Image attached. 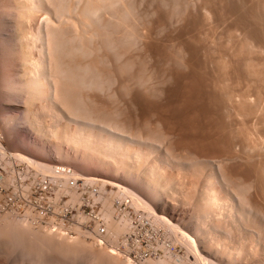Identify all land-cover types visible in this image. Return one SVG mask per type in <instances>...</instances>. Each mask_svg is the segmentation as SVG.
Masks as SVG:
<instances>
[{
	"label": "rangeland",
	"instance_id": "374dc122",
	"mask_svg": "<svg viewBox=\"0 0 264 264\" xmlns=\"http://www.w3.org/2000/svg\"><path fill=\"white\" fill-rule=\"evenodd\" d=\"M21 1L23 3H21ZM83 2L85 3V0ZM124 2H125L124 3L125 5L127 4L126 5L127 7H128V5L131 6V8L129 7L130 8L129 10H131V9L134 10L133 11L134 13H132V11L129 12V15H131V13L134 14V16H132L133 19H132V17H129L130 18L129 20L132 19L131 20L132 23L129 20H128L129 23H127L128 28H129V26L131 27V25L133 24L132 25L133 28L132 27L131 28L133 29L132 32L134 33L133 34L134 38H133V40H130V38L133 37L130 34L131 37L129 36V39H128L131 41V43L129 41L124 42V40L125 41L127 40L124 37L126 35L128 36V34L125 30L126 28L125 27H124V29L119 28L117 30V28L119 27L118 20L116 22V19L115 20H114V18L111 19L112 18L111 17L112 12H111V10H107L111 13H109L107 11L105 13L103 12L104 15H102L103 16L102 19L103 18L104 19L101 21V22H103V25L99 26V27L97 25L96 27L99 28V31L101 30L102 27L106 28V31L108 29L107 27H110L111 29L113 28L114 31L112 30L111 32H108L111 29L108 30L107 32H105V34L108 33L110 35V37H108L109 36L108 34H106L107 37H105L104 32H103L104 35H100V34H102V30L105 31V29L102 28L101 33L99 32V34H96V35H100L102 39L100 38V36H98V38L94 37L93 41H89L90 44H91V42H92V44H93V42L95 43L94 45L91 44V46H93V47L95 46L94 49L92 48V50H94V51L96 50V52L89 53V52H91V50H89V52H88L89 55H87L88 57L86 56V54L85 55H83V54H72L73 58L72 57L70 58V54H68L69 52H68V50H66L67 53L63 52V53H66V54H64V56H63V53H60L61 55H59V56H61V57H59V56L58 57L60 59H62L63 65L66 61V62H68V64H70V67L75 65L74 68H76V65L81 64V63H79V60L82 58L80 60V62L83 61L82 63L85 66L88 63L87 61H90L89 63L91 65H93L92 67H94V63H95V68L97 67L99 69V71L98 72L96 71V72L101 73V74H98V76L101 75L103 78H99L100 76L98 77L97 74L96 75L93 74L95 72V69H94V72L92 74L95 75L96 78H98V80L102 83V86H104L106 88L99 87V86L95 85L96 88L94 87V89L93 88L88 89L89 87L87 89H85L86 87L84 88L83 85H82L83 87L79 85V84H81L80 83L81 81L78 83L77 82L78 80H77L76 83L80 87H76L75 90H73V92L79 93L78 95H82V96L85 95L84 100L86 99L87 101L85 100L86 104L85 103L84 104L87 105L86 107L89 108V110L90 109L92 110V112H90V113H93L94 115L97 113L96 116H99V114H101L99 116L101 118H102V116H103V118H105L107 116L106 119H108V120H113V121L120 122V123L122 122V123H124L123 124L124 126L125 125H126V127L128 126L127 129L130 128L131 131L134 129L133 132H137L138 130H140L138 132L143 136V138H146L147 136L154 134V137H156V139L158 140L156 143L158 144L159 147L158 146L155 147L154 145L153 146L148 145L149 147H145V144L147 145V143H145V142L139 143L141 140L140 141L134 140V141H132L133 143L132 142L131 143L133 144V146L135 145L136 147L134 146V148H132L131 152H129V150H128L129 154H127L128 156L126 158V162L120 161V163L115 162L116 164L115 163L112 164L113 160H106L107 158L105 159L104 163L111 161V164L113 166L111 168L112 169L114 168L113 170L108 172V171H105L104 168H103L104 170L102 168H101L102 170L99 169V167H98L99 170H97L96 166L99 165V163L101 161L103 162V160H99L98 158L96 159L95 157L91 160L90 158L93 157L92 155H89L91 153L86 152L84 150L85 148L81 149L80 147H75L73 145V143L71 142V140H67L68 138H70V137H68V135L71 134V132L72 133L74 132V128L77 127V125H75L76 123L70 122L69 123L70 127H69L68 123H67L68 121L66 118L60 117V119H58L59 117L57 115H55V113H54L55 111L50 108V105H48L49 102H47L45 99H43V97L45 96L43 94H45V92H46V94H49V93L51 94V89L48 87L47 84H44V83H46L47 80L45 79L43 81V79H42V81L44 82L43 88H45V89L42 88L43 85L42 86L40 85V87L37 86L38 88L35 87L37 92H38V93L36 92L37 94L34 93V95L36 94V96L33 97L30 94V91H32L31 89L33 88L32 87L33 84L31 81L34 80L35 77H37L36 73H37V70L39 69V68L37 69V65L41 66L40 63H38L39 62L38 60L42 59L41 55L44 54V50H45L44 48L47 46V44H46L47 42L45 41V37H46V34H45L46 28L45 27H46V25L45 26H43V25H44L45 21H46L45 24H47V20H49L51 17H53L51 19H54V16H52V15H50V16L47 15L48 16V18H47V16L45 14H47V13L51 14V13L48 12V10L45 9L44 7L43 8L41 7V9L40 8L34 9L33 4H32V0L31 1L30 0H18V1L17 0H2V1L0 0V24H3V23H1L2 22L1 16L4 17L5 21L8 19L5 22L6 27L5 26H4V28L2 27L3 32H1L2 35L0 36V133H1V136L3 139V143L8 150H10L14 153H18V152L21 154L23 153L24 156H27L31 159H35L34 160L35 162L39 161V164H40V162H43L44 164L47 163V165L50 164V165L70 166L75 170V172L77 174H79V177H88V176L89 177H95V176L100 177L102 175L101 177L112 179L113 177H116V175H118V174L123 173V174H126L128 176L131 174V172L136 171V172H139L143 178L148 179V176L150 175L149 174L150 173L149 172L150 166L153 163H154L153 166L154 165L156 166V163H158L157 164V167H158V165L160 164L159 167H161V168L158 167V169H160V172H162L161 177H162V179L165 178L164 179L165 181L162 179L161 180H162V182L166 183V185H168V187L172 186V189L168 188V187L166 189L161 188L162 190H160L161 191L160 192V191H158L160 188L155 187V188H158V190H156L154 188V191L161 194L162 198H164V200H166V201L170 202V204H172L171 207H169L168 209L165 210L166 212H164V210L162 208H160V209H161V211L164 212V215L168 216L171 219L172 223L174 222L175 224H179L178 225L179 229L174 227V225H175L174 223H173L174 225H171L170 223L166 222V224L162 227L164 229L162 235L159 238L155 239L153 243H151V245L153 247L156 246V247L161 248L159 254H152L150 257H146V258L140 257L139 255H137L136 257L133 256V257L129 258L126 255H124L118 251L114 252L112 250L113 247L111 245H109L108 243H101L99 241V237L91 230V228H88L89 226L94 225L93 220H92V216L90 214L89 215L88 214L87 215L81 214V215L76 216L74 221L69 223L66 227L63 228V230H60L59 232H53V231L49 230L48 228H44V227L32 226L31 224L25 222V220H22V219L18 220L17 218H10V217H7V219H6L5 217H2V218H0V264H152V263H154V264H162V263L163 264H201V262H202V264H205V263H208V264H210V263L211 264H264V245H263L264 244V179H262V178H264V167H263L264 166V154H263L264 153V146H263L264 145V116H263L264 115V109H263L264 108L263 107L264 106V104H263L264 103V43H262V42H264V41H262V40H264V38H263L264 37L263 36V34H264V32H263V29H264V11H263L264 10V7H263L264 6V0H261V1L260 0H223L222 1L221 0V2H220V0H215V1L214 0H125ZM229 2H231L232 4ZM19 3H20V5H19ZM80 3H79L80 5L78 7V10L80 9V7L82 5H84V3L82 4V2H80ZM22 4H24V5H22ZM12 5H14L15 7ZM21 6H26L27 9L24 7L21 8ZM256 6H258V7H256ZM127 7H126V9H127ZM5 8H6V10H4ZM18 8L22 10L23 14L20 13L21 10H19ZM122 8L125 9V6L120 7L119 10L120 9L122 10ZM251 8H253V9H251ZM30 9H31V11H30ZM222 9H224V10H222ZM23 10L26 11V13L23 12ZM42 10H43V12H42ZM127 10H125V11H127ZM141 10H142V12H141ZM122 11H124V10H122ZM239 11H240V13H239ZM5 12H7V14ZM188 13H189V15H188ZM195 13H197V14H195ZM242 15H243V17H241ZM244 15H247L248 18ZM23 17H25V18L23 19ZM243 18H244V21H243ZM245 18H247L246 23H244ZM109 19L115 21L114 25L112 23L113 21L110 22V23H112L113 27H111L110 25L107 26V24H109V23H107V21L104 22V20L110 21ZM227 20H229V21H227ZM255 22H258V24L257 23L255 24ZM241 23H243V24L240 25ZM249 23H250V25H252V24L253 25L250 27ZM136 24H138V26H136ZM171 24H173V25H171ZM247 24H248V26H247ZM260 24H262V25L260 26ZM117 25H118V27H117ZM187 25H189V26H187ZM211 25H213V26H211ZM238 25H240L239 28H238ZM254 25H255V28H253ZM0 26H3V25H0ZM114 26H116L115 29H114ZM244 26H246V27H244ZM257 26H260L262 28V29L260 28L262 30L261 33H260L261 30H258L259 27L256 29ZM210 28L213 31L212 30L210 31ZM0 29H1V27H0ZM242 29L246 30L245 32L248 34L249 37L247 36V34H245L244 30H242ZM252 29H256V30H252ZM16 30H18V31H16ZM166 30H168V31H166ZM254 31H256V33L258 31V33L254 35V33H253ZM95 32L97 33L98 30H96ZM19 33L22 35H20ZM110 33H112V34H110ZM229 33H230V35H229ZM234 34L237 36V38H236V36H234ZM251 34L254 37H252ZM111 35H112V37H111ZM240 35H241V37H240ZM18 36L19 37L22 36L23 38L21 37V39H20ZM35 37H37V38H35ZM115 37H116V39H115ZM121 37H123V38H121ZM233 37H235L236 41L233 39ZM17 38H19V39H17ZM103 38H104V40H103ZM105 38H108L107 42L109 40V43L111 42L110 44H113L115 47L112 45H111L112 46L111 47L110 44H108L105 41ZM109 38H111V40ZM244 38L245 39L247 38L250 41L247 39L244 40ZM42 39H44L43 41L45 43H42V41H41ZM114 39L117 42H114ZM117 39H120V40H117ZM122 39H124L123 42H122ZM134 39H136V40H134ZM19 40H23L20 43H22L25 47H29V48H27L29 51V52H27V54L21 50L22 47L20 46V44H18ZM65 40H67V39H65ZM101 40H103L105 42H103ZM139 40H141V42ZM224 40H226V41H224ZM232 41L235 44H233ZM242 41H245V42L243 43ZM25 42L28 44H26ZM64 42H66V41H64ZM84 42L86 43V41H84ZM135 42H137L136 45H135ZM68 43H71V42H68ZM76 43H78V42H76ZM76 43H73V44H76ZM85 43L83 44L84 46L86 45ZM104 43H106V46L104 45ZM129 43H130V46H129ZM236 43H239V44H236ZM242 43H243V45H242ZM246 43H247V45H246ZM88 44L89 43H87V46H89ZM97 44L98 45L100 44L99 46L102 48L99 49V46H97ZM107 45H109V47ZM230 45H231V47H230ZM63 46H64V44H63ZM96 46L98 47V49ZM137 46H138V48H137ZM247 46H248V48H247ZM64 47H62L63 50H64ZM41 48H43L42 49L43 52L41 51ZM86 48H88V47H86ZM242 48H244V49H242ZM113 49H114V51H113ZM118 49L119 50L121 49V50L119 51ZM224 50L226 52H224ZM242 50H244V53H243L244 56L242 55ZM31 52H32V54H31ZM41 52H42V54H41ZM150 52H152V53H150ZM161 53L163 55H161ZM231 53H234V54L236 53L235 54L236 56L233 54L231 55ZM103 54H104V56H103ZM134 54H135V56H134ZM170 54H172V55H170ZM174 54L175 55L177 54V56H175ZM79 55H83L84 57L79 56ZM178 55H180V56H178ZM115 56L118 57V59ZM182 57L183 58L185 57L186 59L184 58L185 60H183ZM204 57H206V58H204ZM214 57L215 58L217 57V58L215 59ZM239 57L241 58V60ZM243 57H245V58H243ZM31 58H32V60H31ZM84 58L86 59V61ZM91 59L93 60V62H91L92 61ZM148 59H150V60H148ZM177 59L179 60L180 63L178 62ZM219 59L220 60L222 59V60L220 61ZM74 60H76V61H74ZM172 60H174V61H172ZM77 61H78V63H77ZM169 61H170V63H169ZM243 61H245V62H243ZM75 62H76V64H74ZM223 62H224V64H223ZM52 63L54 64V62H52ZM52 63L47 64L48 66L49 65L52 66L51 68H48V66H46L47 71H49V73L51 72V69L53 68ZM258 63H260V64H258ZM71 64H72V66H71ZM126 64H127V67H126ZM96 65H98L100 68ZM235 65L237 68L235 67ZM112 66H114V67H112ZM68 67H67V63H65V66L63 68L67 69ZM247 67H248V71L246 69ZM24 68H26V69H24ZM97 68H96V70H98ZM216 68L218 69V71ZM78 69L79 68L75 69L77 71V73H78V71H81V69L80 70H78ZM103 69L105 71L106 70L107 71L104 72ZM129 69H131V70H129ZM253 70H255V73ZM27 71H28V74L26 73ZM145 72H147V73H145ZM8 74L10 75V77H8L9 76ZM11 74L13 75L14 80L17 84L12 79L13 77H11L12 76ZM32 74H34L36 76H34ZM86 74H88V73H86ZM92 74H91V76H93ZM120 74H121V76H120ZM141 74H143V75H141ZM147 74L148 75L150 74V75L148 76ZM221 74H223V75H221ZM24 75L29 77L28 78L29 80ZM172 75H173V77H172ZM91 76L89 75V77H91ZM133 76H134V78H133ZM144 76H146V77H144ZM33 77H34V79H33ZM49 77H48V79H49ZM86 77L88 79H91L88 76H86ZM25 78H26V80H25ZM93 78L95 79V77H93ZM253 78H254V80H253ZM86 79H85V81H86ZM101 79L102 80L106 79V80H103V82H102ZM159 79H161V80H159ZM222 79H224V80H222ZM28 81H30L31 84ZM13 82L15 83V88L12 87L13 89H11V86L14 84ZM21 82H22V84H21ZM146 82H148V83H146ZM27 83H28V85L30 84L31 86H28V85L26 86ZM142 83H144V84H142ZM105 84H106V86H105ZM226 84H228V85H226ZM17 85H18V87H17ZM20 85H21V87H20ZM225 86H228V87H225ZM39 88H41L42 90H39ZM97 88H100V89L97 90ZM83 89H85V90H83ZM78 90H79V92H78ZM132 90H134V91H132ZM217 90H218V92H217ZM80 92H83V93L80 94ZM27 93H28V96L30 94V96H31L30 98H32V99H30L27 96ZM39 93H41V94H39ZM41 95H42V99H41ZM88 95H89V97H88ZM261 96H263V98ZM85 97H87L88 99ZM245 97H248V98H245ZM28 98L30 99V101L32 100L33 103H36V104L31 103L32 101L30 102ZM99 98H101V99H99ZM244 98H245V100H244ZM27 99H28L29 103L32 104V105H30L32 107V109L29 106L30 108L28 107V109H31V110H28V111L25 108L26 107L25 101H27ZM35 100H36V102H35ZM241 100L242 101L243 100L244 101L249 100V101H247L248 103H246V106L243 105L245 107L244 109H242L243 107H241V106H242V104H245V102L243 101L244 102L243 103ZM239 101L242 102V104L239 103ZM24 102H25V104H24ZM237 103H239L241 106L240 105L238 106ZM249 103L252 104V106H250ZM98 104H99V106H98ZM108 106H109V108H108ZM95 108L96 109L98 108V109L96 110ZM250 108H252V109H250ZM245 109L247 110V113H246ZM98 110L100 111V113H98ZM251 110H253L254 114L251 112ZM234 111H236V112L234 113ZM243 111H244V114H242ZM224 112L226 113V116H225ZM236 113L238 115H240V114H242V115L238 116V115H236ZM250 113H251V115H250ZM234 114L236 116V119H235ZM163 115H165V116H163ZM28 116H29V118L27 119L26 117H28ZM254 116H256V117L254 118ZM53 117H55V118H53ZM229 119H231V120H229ZM27 120L30 123H28ZM31 120H32V122H31ZM37 120H38V123L36 124ZM146 124L149 127H147ZM157 125H159V126L161 125V126L159 127ZM66 126H67V129H66ZM50 128H54V129L56 128V133H53V132L49 133ZM160 131H162L163 133ZM68 132H69V134H68ZM155 132H156V134H155ZM167 135H168V137L170 135L171 138L169 137L170 138L169 139L167 137ZM177 136H178V138H177ZM245 136H247V137L249 136L250 139H249V137L247 138ZM161 138H163V139L161 140ZM237 138H239V139H237ZM137 141H138V143H137ZM170 141L173 143H170ZM158 142H160V145L162 147H160ZM221 142H223V143H221ZM142 146L144 148H142ZM227 146H229V147H227ZM220 147H222V148H220ZM252 147H254V149ZM42 148H44V149L46 148L45 150L47 152L46 153H45V151L42 152V150H43ZM135 148H137L138 150L137 149L135 150ZM152 148H154V149L159 148V149L154 150ZM141 149H142V151H141ZM169 149H171V150H169ZM61 150L65 151V152H69L72 155H74V154L76 155V153H78L76 156H82V157L85 156L84 159L89 156L88 157L89 159L87 160L88 163H84L85 164L84 166L81 164H80L81 166L80 165L78 166V164L75 165V161H73L72 159H68V157L65 158L64 157L65 155L61 156L62 155ZM133 150H135V151H133ZM182 150H184V151H182ZM225 150H228L230 153L228 151L226 152ZM161 151H163V153ZM252 151H253V153H252ZM59 152H60V154H58ZM137 152L138 153L141 152V154L139 153L140 154L139 155V154H137ZM142 152H145L146 154L145 153H143V154L146 156H143ZM148 152H151V153H148ZM228 153L233 158L231 156L229 158ZM250 154H251V156H250ZM134 155H135V157H134ZM136 155H138V156H136ZM221 155H224V156L221 157ZM239 155H242V156H239ZM58 156H60V157H58ZM90 156H92V157H90ZM95 156L97 157V155H95ZM139 156H141V157H139ZM178 156L180 158H177ZM237 156H239L241 158L238 157V159H237ZM100 157H101V155H100ZM144 157H146V160ZM224 157L227 159H225ZM63 158H65V159H63ZM163 158H164V160H163ZM165 158H167V159H165ZM208 158L211 159V160H209L210 161L209 163L203 162V161H206V159L208 160ZM21 159L29 161V160L24 159V158H21ZM94 159L98 160V162ZM178 160L179 161L181 160L180 163L183 161L181 163V165H180ZM186 160L188 162H186ZM214 160L216 161V163ZM89 161H91V162L94 161L97 164H93ZM222 161H225V162H222ZM249 161H251V162H249ZM35 162H33V163H35ZM175 162H176V165H175ZM211 162L213 163V165ZM104 163L100 164L101 167H103L102 165ZM125 163H127L128 166ZM187 163H189V164H187ZM198 163H199V165H197ZM228 163H229V165L227 166ZM109 164H110V162H109ZM218 164H220L219 167H217ZM35 165L37 166L36 163H35ZM118 165H119V167H118ZM208 165L210 167H208ZM245 165H246V167H245ZM180 166H182L183 169ZM225 166H227V167L225 168ZM116 167H118L119 172L117 171ZM212 167H214V168H212ZM120 168H121V170H120ZM130 168H131V170H130ZM125 169H128V172ZM123 170H125V173ZM209 170H210V172H209ZM39 171L41 173L45 174V173H48L50 170L49 171L39 170ZM116 172H117V174H116ZM167 174H168V176H167ZM170 174L173 175L172 179H171ZM213 174H215V175H213ZM151 176L152 175H150V177ZM212 176H214L215 179L217 177V179L215 180ZM232 176H233L234 180H233ZM150 177H149V179H150ZM173 177L174 178L176 177V178L173 179ZM226 177H227V179H226ZM257 177H258V179H256ZM208 178H209V180H208ZM211 178L214 180L212 181ZM169 179H170V181H169ZM220 179L222 180V182ZM241 179H243V180H241ZM120 180H122V179H120ZM230 180L232 182H230ZM239 180H241V181H239ZM122 181H125V180H122ZM175 181H177V182H175ZM205 181H208V182L205 183ZM209 181H210V184L212 182V184H211L212 186L210 184H208ZM245 182H246V184H245ZM238 183H239V186L241 185L240 188H239V186L237 188ZM242 183H243V185H242ZM108 184H109V182H108ZM206 184H207V187L205 188ZM235 184H237V185H235ZM109 185H112V184H109ZM131 185H132L131 187L128 185L130 189L134 190L135 192H137L141 196H143V198L146 199L145 201H147L148 203L151 202L153 204V202L155 200L154 199L155 198L154 197L155 196L154 191L152 192V191L147 190V187H145V186H144L145 188L142 189V187H143L142 185H141L142 187H140V188L136 187L135 185L133 187V184H131ZM234 185L236 186V188L234 187ZM112 186L115 187V185H112ZM262 186H263V188H261ZM208 187H210V188H208ZM212 187L214 188V192H213L215 194L214 196H216V193H218V192H219V194H221V195L217 194L218 197L216 196L217 198H219V199H217V201H220V202L218 203L217 201H215L216 202L215 203V202L209 201L210 202L209 203L206 200L207 202L203 203V202H205L204 197L208 195V192L211 189H213ZM234 188L236 190L238 189L239 194L243 191L241 193V195L245 193L246 195L248 194V196H250L251 194L254 197L256 196L255 197L256 201H255L253 199L254 197L252 195L249 198L246 195H242V196H245V198H247L248 201L250 200V202H254V206H252V211L249 212L251 214L252 213L254 214V215L252 214V216H251L252 218L249 216L251 214H249L248 212L246 213V215H243L244 219L241 216V213L240 212L238 213V211H239V209H238L239 200L238 199L239 198L236 199V202H237V204L235 203L236 205L232 204L233 203L232 200L230 202V196L233 194H236L235 193L236 190H234ZM251 188H253V189H251ZM207 189H209L208 192H207ZM232 189H233V194H232ZM239 189L241 192L239 191ZM170 190H172V191H170ZM164 191L165 192L167 191V192L165 193ZM246 191H248L249 193H247ZM148 192H151V193H148ZM213 193H211V194L213 195ZM226 194H229V196L226 197ZM130 195L132 196L134 201L136 200L135 201L136 205H138V206L142 205V202L137 197H135L131 193H130ZM175 195H176V197H175ZM221 196L223 199L222 200L223 203L220 200ZM223 196L226 199L223 198ZM151 198L153 199V201H151ZM200 198L203 199L204 201L203 200L201 201ZM205 199H207V198H205ZM138 201L141 203H138ZM199 201H200V203H199ZM201 203H203V205ZM144 204L146 207L147 206L146 203H144ZM204 204H206L210 208L207 207L206 205L205 206L207 208L203 207ZM208 204H211L213 206L208 205ZM250 205H252V204L250 203ZM175 206L177 209H175ZM233 206L235 209L233 208ZM255 206H257L258 208ZM140 207H142V206H140ZM147 207L150 208V206H147ZM204 208H206L205 209L206 212L204 211ZM207 209H208V211H207ZM232 209H234V210H232ZM209 210H210V212H209ZM230 211H231V213L233 211L234 212L232 214H230ZM163 212H160V214H162ZM207 213H210V214L206 215ZM258 214H260V215H258ZM247 216H249V217H247ZM9 218H10V221H8ZM18 223H19V225H18ZM82 223L85 224L86 226H83ZM26 227H28V228H26ZM169 227L172 229H169ZM180 228H181V230H180ZM206 228L209 229V232ZM239 228H241V229H239ZM198 229H201V230H198ZM184 230L191 234L189 236H192V240H193V238L195 239L196 242L193 240L195 242V244L191 241V239H189V238L187 239L186 236H184V234L186 233L185 235H187V237H188L187 232L183 233ZM210 231H211V233H210ZM39 232H41V234ZM50 232H51V234H50ZM24 236H25V238H24ZM214 239H216V240H214ZM86 244H88V245H86ZM257 244H258V246H257ZM35 245H38V246H35ZM194 246H196L195 248L198 247L200 252L202 251L201 254H202V256L204 255L203 257L198 255L197 252H195L197 250L195 248H193ZM102 247H104V248H102ZM205 248L207 250L206 252L209 251L207 254L204 250ZM227 251H229V252H227ZM61 252H63V253H61ZM218 253H220V254H218ZM224 253H226V254H224ZM109 254H110V256H109ZM76 255L77 256L79 255V256L77 257ZM205 255H206V257H205ZM198 256H200V259H198L199 258ZM201 257L204 258L205 261L203 259H201ZM208 257H210V260L212 259L213 261L212 260H211V262L208 261L209 260ZM205 258H207L208 260ZM200 260H202V261L199 263ZM121 262H123V263H121Z\"/></svg>",
	"mask_w": 264,
	"mask_h": 264
},
{
	"label": "bare ground",
	"instance_id": "6f19581e",
	"mask_svg": "<svg viewBox=\"0 0 264 264\" xmlns=\"http://www.w3.org/2000/svg\"><path fill=\"white\" fill-rule=\"evenodd\" d=\"M2 1V0H1ZM18 1V0H17ZM31 1V0H30ZM84 0H32V4H33V8L34 9H37V8H40L41 9V7L43 8H45V9H47L48 10V12H50L51 14H48L47 12V14H45L46 16L47 15H52V16H54V19H51V18H53V17H51L49 20H47V24H45L46 23V21H45V23H44V25L43 26H45L46 25V37H45V41L47 42L46 44H47V46L44 48L45 50H44V54H42V52H43V48H41V54L43 55H41V60H38L37 62L38 63H40V65L42 66H39V65H37V77H35V79H34V77H33V79L34 80H32L31 82H32V91H30V94L34 97V96H36V94L38 93L37 92V90H36V88L35 87H40V85L42 86L43 85V81L46 79L47 81H46V83H44V84H47L48 85V87L51 89V94L49 93V94H46V92H45V94H43V95H45L44 97H43V99H45L47 102H49L48 103V105H50V108L51 109H53L55 112V115H57L59 118L58 119H60V117H64V118H66L67 119V123H68V126L70 125L69 123L70 122H73V123H76L75 125H77V127H75L74 128V132L72 133L71 132V134H69V132H68V137H70V138H68L67 140H71V142L73 143V145L75 146V147H80L81 149L83 148H85L84 150L86 151V152H88V153H91V154H89V155H92V156H90V157H92V158H90L91 160L95 157L96 159L98 158L99 160H103V162L101 161H99L100 163H99V165H97L96 167H97V170H99V169H105V171H111V170H113L111 167H113L112 166V164L113 163H115V162H119L120 163V161H123V162H126V158H127V154H129V152H131V150H132V148H134V146H133V142L132 141H134V140H141L139 143H141V142H145V143H147V145L145 144V147H149V146H155V147H157L158 146V144L156 143L158 140L156 139V137H154V134L153 135H150V136H145L146 138H143V136L138 132V131H140V130H138L137 132H133V130L131 131V129L129 130V129H127L128 128V126L126 127V125L124 126L123 124L124 123H120V122H116V121H113V120H108V119H106L107 118V116L105 117V118H103V116H102V118L101 117H99L101 114H99V116H96V114L94 115L93 113H90V112H92V110L90 109L89 110V108H87L86 106L87 105H85L86 104V102H85V100H84V96H82V95H78L79 93H75V92H73V90H75V88L76 87H80V86H84V88L85 89H87L88 87V89H90V88H93L94 89V87L96 88V86L95 85H97V86H99V87H104V86H102V83L98 80V78H96V74H97V76H98V74H101V73H97L98 71H99V69L98 70H96V68H95V63H94V67H92L93 65H91L89 62L90 61H87L88 63H87V65L85 66L82 62H80V60L82 59H80L79 60V63H81L80 65H76V68H74L75 67V65L74 64H76V62L73 64L74 66H72V64H71V66L73 67H70V64H68V62H66L65 61V63H67V69L66 68H63L64 66H65V63H64V65L62 64V59H60L59 57H61V56H59V55H61L60 53H63V52H66L67 53V51L66 50H68V54H70V58L72 57V54H83V55H85L86 54V56L87 55H89V53H92V52H96V50L94 51V50H92V48L94 49V47L93 46H91V44H92V42H91V44H90V42L89 41H93L94 40V37L95 38H98V36H100V35H104L105 34V32H107L108 30H110L111 28L110 27H107L108 29H107V31H106V28H104V27H102L103 29H105V31H103L102 30V28H101V30H102V34H100V35H96V34H99V32L101 33V30L99 31V26H102L103 25V22H101L103 19H102V15H104L103 14V12L105 13L107 10H111V12H112V18L111 19H113L114 18V20L116 19V22H117V20H118V25H119V27H118V25H117V30L119 29V28H123L124 29V27L126 28L125 30H126V32H127V34H128V36L126 35L124 38L125 39H127L126 41L124 40V39H122V42H123V40H124V42H127V41H129L130 43H131V41L130 40H133V38H134V33L132 32V28H133V24L131 25V27L129 26V28H128V24L127 23H129V21H131L132 19H133V17L132 16H134V14H132V13H134L133 11L134 10H129L130 8H131V6L130 5H128V7L124 4L125 2V0H85V3L83 2ZM215 1V0H214ZM223 1V0H222ZM261 1V0H260ZM80 2H82V4L84 3V5H82L81 7H80V9L78 10V7H79V5L81 4ZM142 2V1H141ZM144 2V1H143ZM147 2V1H146ZM157 2V1H156ZM220 2H221V0H220ZM21 3H23L22 1H21ZM31 3V2H30ZM80 3V4H79ZM127 3V2H126ZM175 3V2H174ZM173 3V4H174ZM192 3V2H191ZM210 3V2H209ZM208 3V4H209ZM215 3V2H214ZM229 3H231V2H229ZM247 3V2H246ZM249 3V2H248ZM7 4V3H6ZM17 4V3H16ZM130 4V3H129ZM133 4V3H132ZM165 4V3H164ZM207 4V5H208ZM220 4V3H219ZM224 4V3H223ZM232 4V3H231ZM245 4V3H244ZM263 4V3H262ZM261 4V5H262ZM19 5H20V3H19ZM18 5V6H19ZM22 5H24V4H22ZM254 5V4H253ZM7 6V5H6ZM12 6H14V5H12ZM32 6V5H31ZM125 6V9H123L122 8V10H124V11H122L121 9V11L119 10V8L120 7H124ZM141 6V5H140ZM168 6V5H167ZM171 6V5H170ZM184 6V5H183ZM191 6V5H190ZM222 6V5H221ZM247 6V5H246ZM10 7V6H9ZM15 7V6H14ZM20 7V6H19ZM22 7H24V8H26V6H21V8ZM126 7H127V9H126ZM130 7V8H129ZM187 7V6H186ZM204 7V6H203ZM232 7V6H231ZM235 7V6H234ZM240 7V6H239ZM256 7H258V6H256ZM262 7V6H261ZM264 7V6H263ZM17 8V7H16ZM23 8V9H24ZM31 8V7H30ZM134 8V7H133ZM182 8V7H181ZM228 8V7H227ZM15 9V8H14ZM19 9V8H18ZM27 9V8H26ZM25 9V10H26ZM136 9V8H135ZM147 9V8H146ZM177 9V8H176ZM186 9V8H185ZM234 9V8H233ZM232 9V10H233ZM247 9V8H246ZM251 9H253V8H251ZM4 10H6V8L4 9ZM19 10H21V9H19ZM18 10V11H19ZM46 10V11H47ZM125 10H127V11H125ZM163 10V9H162ZM168 10V9H167ZM195 10V9H194ZM202 10V9H201ZM211 10V9H210ZM222 10H224V9H222ZM235 10V9H234ZM257 10V9H256ZM30 11H31V9H30ZM132 11V13H131V15H129V12H131ZM170 11V10H169ZM184 11V10H183ZM186 11V10H185ZM191 11V10H190ZM241 11V10H240ZM240 11H239V13H240ZM264 11V10H263ZM23 12H25L26 13V11H24L23 10ZM42 12H43V10H42ZM107 12H109V11H107ZM111 12H109V13H111ZM141 12H142V10H141ZM238 12V11H237ZM252 12V11H251ZM258 12V11H257ZM6 14H7V12H5ZM21 14H23L22 13V10H21V12H20ZM29 13V12H28ZM27 13V14H28ZM171 13V12H170ZM180 13V12H179ZM209 13V12H208ZM218 13V12H217ZM227 13V12H226ZM243 13V12H242ZM261 13V12H260ZM26 14V15H27ZM195 14H197V13H195ZM230 14V13H229ZM2 15V14H1ZM16 15V14H15ZM20 15V14H19ZM136 15V14H135ZM151 15V14H150ZM183 15V14H182ZM188 15H189V13H188ZM224 15V14H223ZM232 15V14H231ZM169 16V15H168ZM172 16V15H171ZM202 16V15H201ZM218 16V15H217ZM240 16V15H239ZM244 16H246L247 17V15H244ZM251 16V15H250ZM107 17V16H106ZM129 17H132V19L131 20H129L130 18ZM207 17V16H206ZM209 17V16H208ZM228 17V16H227ZM230 17V16H229ZM241 17H243V15L241 16ZM252 17V16H251ZM259 17V16H258ZM25 17H23V19H24ZM47 18H48V16H47ZM108 18V17H107ZM180 18V17H179ZM186 18V17H185ZM200 18V17H199ZM248 18V17H247ZM247 18H245V22L244 23H246V19ZM261 18V17H260ZM45 19V18H44ZM111 19H109L110 21H108V20H104V22L105 21H107V23H109V24H107V26L108 25H110L111 27H113L112 26V23H113V25H114V23H115V21H113V20H111ZM153 19V18H152ZM242 19V18H241ZM263 19V18H262ZM1 20H2V22L1 23H3V24H0V25H3V26H0L1 27V29H0V36L2 35V33L1 32H3L2 30V27L4 28V26L6 27V21L8 20H6L5 21V19H4V17L3 16H1ZM15 20V19H14ZM129 20V21H128ZM145 20V19H144ZM161 20V19H160ZM171 20V19H170ZM238 20V19H237ZM111 21H113L112 23H110ZM128 21V22H127ZM202 21V20H201ZM227 21H229V20H227ZM243 21H244V18H243ZM255 21V20H254ZM141 22V21H140ZM200 22V21H199ZM198 22V23H199ZM210 22V21H209ZM235 22V21H234ZM240 22V21H239ZM252 22V21H251ZM100 23V24H99ZM131 23H132V21H131ZM130 23V24H131ZM144 23V22H143ZM188 23V22H187ZM197 23V22H196ZM236 23V22H235ZM248 23V22H247ZM253 23V22H252ZM251 23V24H252ZM258 24V22H255V24ZM135 24V23H134ZM141 24V23H140ZM205 24V23H204ZM208 24V23H207ZM213 24V23H212ZM227 24V23H226ZM243 23H241L240 25H242ZM98 25V27H96ZM144 25V24H143ZM161 25V24H160ZM171 25H173V24H171ZM200 25V24H199ZM206 25V24H205ZM240 25H238V28H239V26ZM245 25V24H244ZM253 25V24H252ZM252 25H250V23H249V26L251 27ZM262 24H260V26H261ZM127 26V27H126ZM136 26H138V24H136ZM151 26V25H150ZM187 26H189V25H187ZM208 26V25H207ZM210 26V25H209ZM211 26H213V25H211ZM221 26V25H220ZM219 26V27H220ZM232 26V25H231ZM247 26H248V24H247ZM260 26H257L256 27V29L258 28V30H261L262 28L260 27ZM18 27V26H17ZM42 27V26H41ZM115 27L116 26H114V29H115ZM147 27V26H146ZM157 27V26H156ZM202 27V26H201ZM218 27V26H217ZM222 27V26H221ZM242 27V26H241ZM244 27H246V26H244ZM243 27V28H244ZM96 28V29H95ZM98 28V29H97ZM128 28V29H127ZM131 28V29H130ZM161 28V27H160ZM175 28V27H174ZM178 28V27H177ZM224 28V27H223ZM234 28V27H233ZM253 28H255V25H254V27ZM261 28V29H260ZM44 29V28H43ZM135 29V28H134ZM141 29V28H140ZM191 29V28H190ZM250 29V28H249ZM256 29H252V30H256ZM21 30V29H20ZM45 30V29H44ZM96 30H98V32L96 33L95 31ZM113 30V28L110 30V31H108V32H111ZM170 30V29H169ZM212 29L210 28V31H211ZM217 30V29H216ZM215 30V31H216ZM233 30V29H232ZM237 30V29H236ZM242 30H244V32L246 31L245 29H242ZM251 30V29H250ZM8 31V30H7ZM16 31H18V30H16ZM114 31V30H113ZM116 31V30H115ZM148 31V30H147ZM161 31V30H160ZM166 31H168V30H166ZM172 31V30H171ZM204 31V30H203ZM209 31V30H208ZM213 31V30H212ZM231 31V30H230ZM20 32V31H19ZM103 32H104V34H103ZM125 32V31H124ZM140 32V31H139ZM235 32V31H234ZM240 32V31H239ZM248 32V31H247ZM262 32V30L260 31V33ZM263 32H264V29H263ZM30 33V32H29ZM43 33V32H42ZM120 33V32H119ZM149 33V32H148ZM151 33V32H150ZM161 33V32H160ZM207 33V32H206ZM218 33V32H217ZM238 33V32H237ZM254 33V35L255 34H257L258 33V31H257V33H256V31H254L253 32ZM20 34V33H19ZM106 34H108V33H106ZM106 34L104 35L105 37H107L106 36ZM110 34H112V33H110ZM125 34V33H124ZM133 36L132 38H130V40H128L129 39V36L131 37V35ZM140 34V33H139ZM145 34V33H144ZM245 34H247L246 32H245ZM244 34V35H245ZM20 35H22V34H20ZM19 35V36H20ZM27 35V34H26ZM43 35V34H42ZM109 35V34H108ZM136 35V34H135ZM159 35V34H158ZM164 35V34H163ZM208 35V34H207ZM213 35V34H212ZM211 35V36H212ZM229 35H230V33H229ZM233 35V34H232ZM243 35V36H244ZM259 35V34H258ZM18 36V37H19ZM97 36V37H96ZM103 36V37H104ZM114 36V35H113ZM153 36V35H152ZM151 36V37H152ZM210 36V35H209ZM220 36V35H219ZM234 36H236L235 34H234ZM247 36H248V34H247ZM251 36H252V34H251ZM250 36V37H251ZM263 36H264V34H263ZM22 37V36H21ZM21 37H19L20 39H21ZM108 37H110V35L108 36ZM111 37H112V35H111ZM123 37H121V38H123ZM128 37V38H127ZM183 37V36H182ZM231 37V36H230ZM229 37V38H230ZM240 37H241V35H240ZM249 37V36H248ZM252 37H254V36H252ZM19 38H17V39H19ZM23 38V37H22ZM35 38H37V37H35ZM100 38H101V36H100ZM114 38V37H113ZM112 38V39H113ZM120 38V37H119ZM211 38V37H210ZM223 38V37H222ZM236 38H237V36H236ZM258 38V37H257ZM264 38V37H263ZM65 39H67V40H65ZM102 39V38H101ZM107 39L108 38H105V41L107 42ZM110 40H111V38H109ZM115 39H116V37H115ZM115 39H114V42H117V41H115ZM233 39L235 40V37H233ZM239 39V38H238ZM247 39V38H246ZM245 38H244V40H246ZM254 39V38H253ZM260 39V38H259ZM40 40V39H39ZM38 40V41H39ZM44 39H42L41 41H42V43H45L44 41H43ZM103 40H104V38H103ZM103 40H101V41H103ZM117 40H120V39H117ZM134 40H136V39H134ZM152 40V39H151ZM159 40V39H158ZM203 40V39H202ZM208 40V39H207ZM247 40H249V39H247ZM2 41V40H1ZM8 41V40H7ZM23 40H19L18 41V44H20V46L23 48H21V50L23 51V52H25L26 54H27V52H29L28 51V49L27 48H29V47H25L22 43H20V42H22ZM64 41H66V42H64ZM78 42V43H76V42ZM84 41H86V43L84 42ZM105 41H103V42H105ZM140 42H141V40H139ZM165 41V40H164ZM195 41V40H194ZM201 41V40H200ZM215 41V40H214ZM224 41H226V40H224ZM230 41V40H229ZM236 41V40H235ZM234 41V42H235ZM238 41V40H237ZM240 41V40H239ZM250 41V40H249ZM248 41V42H249ZM259 41V40H258ZM257 41V42H258ZM262 41H264V40H262ZM3 42V41H2ZM1 42V43H2ZM68 42H71V43H68ZM86 44L85 46L86 47H88V48H86L83 44L84 43ZM113 42V41H112ZM153 42V41H152ZM190 42V41H189ZM210 42V41H209ZM221 42V41H220ZM243 43L245 42V41H242ZM247 42V41H246ZM253 42V41H252ZM261 42V41H260ZM26 43V42H25ZM24 43V44H25ZM73 43H76V44H73ZM87 43H89L88 45L90 46H87ZM100 43V42H99ZM108 44H110L109 43V40H108V42H107ZM119 43V42H118ZM117 43V44H118ZM130 43H129V46H130ZM136 43L137 42H135V45H136ZM215 43V42H214ZM218 43V42H217ZM232 43H233V41H232ZM241 43V42H240ZM243 43H242V45H243ZM250 43V42H249ZM259 43V42H258ZM262 43H264V42H262ZM26 44H28V43H26ZM45 44V45H46ZM63 44H64V46H63ZM66 44V45H65ZM95 43L93 42V44L92 45H94ZM103 44V43H102ZM115 44V43H114ZM141 44V43H140ZM145 44V43H144ZM227 44V43H226ZM231 44V43H230ZM233 44H235V43H233ZM236 44H239V43H236ZM251 44V43H250ZM43 45V44H42ZM100 45V44H99ZM98 44H97V46H99ZM104 45L106 46V43H104ZM103 45V46H104ZM114 46L113 44H110V46ZM143 45V44H142ZM148 45V44H147ZM166 45V44H165ZM176 45V44H175ZM212 45V44H211ZM210 45V46H211ZM246 45H247V43H246ZM261 45V44H260ZM30 46V45H29ZM36 46V45H35ZM96 46V47H97ZM102 46V45H101ZM108 47H109V45H107ZM111 46V47H112ZM141 46V45H140ZM163 46V45H162ZM171 46V45H170ZM207 46V45H206ZM229 46V45H228ZM240 46V45H239ZM254 46V45H253ZM257 46V45H256ZM17 47V46H16ZM31 47V46H30ZM62 47H64V50H63V48ZM115 47V46H114ZM113 47V48H114ZM146 47V46H145ZM215 47V46H214ZM220 47V46H219ZM227 47V46H226ZM230 47H231V45H230ZM40 48V47H39ZM102 47H100L99 46V49H101ZM133 48V47H132ZM137 48H138V46H137ZM194 48V47H193ZM212 48V47H211ZM218 48V47H217ZM247 48H248V46H247ZM37 49V48H36ZM97 49H98V47H97ZM134 49V48H133ZM132 49V50H133ZM168 49V48H167ZM172 49V48H171ZM216 49V48H215ZM232 49V48H231ZM241 49V48H240ZM242 49H244V48H242ZM250 49V48H249ZM254 49V48H253ZM25 50V51H24ZM30 50V49H29ZM34 50V49H33ZM89 50H91V52H89ZM119 50V49H118ZM121 50V49H120ZM119 50V51H120ZM212 50V49H211ZM214 50V49H213ZM226 50V49H225ZM224 50V52H226ZM256 50V49H255ZM113 51H114V49H113ZM131 51V50H130ZM137 51V50H136ZM205 51V50H204ZM216 51V50H215ZM235 51V50H234ZM253 51V50H252ZM251 51V52H252ZM260 51V50H259ZM20 52V51H19ZM22 52V53H23ZM89 52V53H88ZM172 52V51H171ZM236 52V51H235ZM240 52V51H239ZM238 52V53H239ZM21 53V52H20ZM66 53H63V56H64V54H66ZM100 53V52H99ZM98 53V54H99ZM105 53V52H104ZM109 53V52H108ZM112 53V52H111ZM120 53V52H119ZM128 53V52H127ZM150 53H152V52H150ZM179 53V52H178ZM181 53V52H180ZM183 53V52H182ZM220 53V52H219ZM237 53V52H236ZM235 53V54H236ZM243 53H244V50H242V55H243ZM250 53V52H249ZM253 53V52H252ZM31 54H32V52H31ZM114 54V53H113ZM130 54V53H129ZM145 54V53H144ZM225 54V53H224ZM227 54V53H226ZM235 55L234 53H231V55ZM240 54V53H239ZM247 54V53H246ZM245 54V55H246ZM24 55V54H23ZM22 55V56H23ZM30 55V54H29ZM35 55V54H34ZM83 55H79V56H83ZM97 55V54H96ZM125 55V54H124ZM161 55H163L162 53H161ZM170 55H172V54H170ZM175 55V54H174ZM184 55V54H183ZM223 55V54H222ZM59 56V57H58ZM67 56V55H66ZM65 56V57H66ZM74 56V55H73ZM78 56V55H77ZM76 56V57H77ZM85 56V57H86ZM103 56H104V54H103ZM112 56V55H111ZM121 56V55H120ZM123 56V55H122ZM126 56V55H125ZM134 56H135V54H134ZM175 56H177V54L175 55ZM178 56H180V55H178ZM236 56V55H235ZM239 56V55H238ZM237 56V57H238ZM241 56V55H240ZM244 56V55H243ZM259 56V55H258ZM26 57V56H25ZM68 57V56H67ZM75 57V56H74ZM84 57V56H83ZM88 57V56H87ZM96 57V56H95ZM116 57V56H115ZM124 57V56H123ZM152 57V56H151ZM174 57V56H173ZM210 57V56H209ZM218 57V56H217ZM216 57V58H217ZM222 57V56H221ZM232 57V56H231ZM250 57V56H249ZM23 58V57H22ZM28 58V57H27ZM73 58V57H72ZM100 58V57H99ZM106 58V57H105ZM110 58V57H109ZM117 59H118V57H116ZM183 58V57H182ZM185 58V57H184ZM183 58V60H185ZM202 58V57H201ZM204 58H206V57H204ZM215 58V57H214ZM215 58V59H216ZM230 58V57H229ZM240 58V57H239ZM243 58H245V57H243ZM247 58V57H246ZM253 58V57H252ZM38 59V58H37ZM60 59V60H59ZM85 59V58H84ZM208 59V58H207ZM28 60V59H27ZM31 60H32V58H31ZM30 60V61H31ZM88 60V59H87ZM92 60V59H91ZM100 60V59H99ZM98 60V61H99ZM148 60H150V59H148ZM175 60V59H174ZM174 60H172V61H174ZM178 60V59H177ZM220 60V59H219ZM218 60V61H219ZM222 60V59H221ZM220 60V61H221ZM240 60H241V58H240ZM249 60V59H248ZM9 61V60H8ZM64 61V60H63ZM74 61H76V60H74ZM85 61H86V59H85ZM97 61V60H96ZM111 61V60H110ZM123 61V60H122ZM176 61V60H175ZM246 61V60H245ZM245 61H243V62H245ZM255 61V60H254ZM26 62V61H25ZM35 62V61H34ZM52 62H54V64L52 63V65H53V68L51 69V72L49 73V71H47V67L46 66H48L47 64L49 63V64H51ZM61 62V63H60ZM91 62H93V60L91 61ZM105 62V61H104ZM129 62V61H128ZM160 62V61H159ZM178 62H179V60H178ZM226 62V61H225ZM8 63V62H7ZM72 63V62H71ZM77 63H78V61H77ZM102 63V62H101ZM125 63V62H124ZM143 63V62H142ZM169 63H170V61H169ZM180 63V62H179ZM186 63V62H185ZM249 63V62H248ZM84 66H83V65ZM86 64V63H85ZM129 64V63H128ZM141 64V63H140ZM139 64V65H140ZM149 64V63H148ZM163 64V63H162ZM166 64V63H165ZM190 64V63H189ZM219 64V63H218ZM223 64H224V62H223ZM258 64H260V63H258ZM24 65V64H23ZM116 65V64H115ZM123 65V64H122ZM131 65V64H130ZM136 65V64H135ZM146 65V64H145ZM150 65V64H149ZM174 65V64H173ZM176 65V64H175ZM222 65V64H221ZM238 65V64H237ZM241 65V64H240ZM246 65V64H245ZM28 66V65H27ZM39 66V67H38ZM50 66V65H49ZM48 66V68H51L52 66H50L49 67ZM78 66V67H77ZM83 66V67H82ZM96 66H98V65H96ZM102 66V65H101ZM107 66V65H106ZM170 66V65H169ZM205 66V65H204ZM247 66V65H246ZM31 67V66H30ZM99 67V66H98ZM112 67H114V66H112ZM126 67H127V64H126ZM143 67V66H142ZM141 67V68H142ZM179 67V66H178ZM211 67V66H210ZM222 67V66H221ZM232 67V66H231ZM235 67H236V65H235ZM242 67V66H241ZM249 67V66H248ZM248 67L246 68L247 69V71H248ZM252 67V66H251ZM77 68H79L78 70H80L81 69V71H78V73H77V71L75 70V69H77ZM100 68V67H99ZM237 68V67H236ZM24 69H26V68H24ZM32 69V68H31ZM35 69V68H34ZM94 69H95V72H94ZM154 69V68H153ZM152 69V70H153ZM179 69V68H178ZM217 69V68H216ZM7 70V69H6ZM50 70V69H49ZM102 70V69H101ZM104 70V69H103ZM129 70H131V69H129ZM128 70V71H129ZM148 70V69H147ZM201 70V69H200ZM228 70V69H227ZM236 70V69H235ZM250 70V69H249ZM26 71V70H25ZM107 71V70H106ZM105 70H104V72H106ZM119 71V70H118ZM141 71V70H140ZM149 71V70H148ZM171 71V70H170ZM217 71H218V69H217ZM220 71V70H219ZM251 71V70H250ZM254 71V73H255V70H253ZM36 72V71H35ZM75 72V73H74ZM91 72V73H90ZM94 72V73H93ZM120 72V71H119ZM123 72V71H122ZM121 72V73H122ZM172 72V71H171ZM182 72V71H181ZM226 72V71H225ZM252 72V71H251ZM259 72V71H258ZM5 73V72H4ZM27 74H28V71L26 72ZM32 73V72H31ZM86 73H88L90 76H91V74L93 73V74H95V75H93V76H91V77H89V75L88 74H86ZM145 73H147V72H145ZM247 73V72H246ZM26 74V75H27ZM50 74V75H49ZM106 74V73H105ZM217 74V73H216ZM9 75V74H8ZM7 75V76H8ZM12 75V74H11ZM23 75V74H22ZM26 75H24L27 79L29 78V77H27ZM32 75H34V74H32ZM128 75V74H127ZM133 75V74H132ZM141 75H143V74H141ZM148 75V74H147ZM150 75V74H149ZM148 75V76H149ZM221 75H223V74H221ZM260 75V74H259ZM29 76V75H28ZM34 76H36V75H34ZM50 76V77H49ZM86 76H88L89 78H91V79H88ZM100 76V77H99ZM98 77L99 78H103L101 75H99ZM120 76H121V74H120ZM123 76V75H122ZM156 76V75H155ZM239 76V75H238ZM255 76V75H254ZM8 77H10V75L8 76ZM11 77H13V75L11 76ZM48 77H49V79H48ZM93 77H95V79L93 78ZM119 77V76H118ZM144 77H146V76H144ZM172 77H173V75H172ZM226 77V76H225ZM229 77V76H228ZM257 77V76H256ZM26 78H25V80H26ZM87 78V79H86ZM122 78V77H121ZM133 78H134V76H133ZM202 78V77H201ZM215 78V77H214ZM13 80H14V77L12 78ZM11 79V80H12ZM42 79H43V81H42ZM85 79H86V81H85ZM98 81H97V80ZM120 79V78H119ZM132 79V78H131ZM142 79V78H141ZM162 79V78H161ZM161 79H159V80H161ZM12 80V81H13ZM29 80V79H28ZM78 80V81H77ZM102 80V79H101ZM103 80H106V79H103ZM103 80H102V82H103ZM143 80V79H142ZM145 80V79H144ZM147 80V79H146ZM153 80V79H152ZM155 80V79H154ZM205 80V79H204ZM222 80H224V79H222ZM253 80H254V78H253ZM76 81L79 83L80 81V83L81 84H79L80 86H78V84L76 83ZM109 81V80H108ZM157 81V80H156ZM235 81V80H234ZM14 82H15V80H14ZM13 82V83H14ZM25 82V81H24ZM28 82H30V81H28ZM31 82H30V84H31ZM116 82V81H115ZM141 82V81H140ZM144 82V81H143ZM149 82V81H148ZM148 82H146V83H148ZM152 82V81H151ZM159 82V81H158ZM157 82V83H158ZM246 82V81H245ZM12 83V82H11ZM16 83V82H15ZM15 83L11 86V89H13L12 87H14L15 88ZM107 83V82H106ZM113 83V82H112ZM127 83V82H126ZM137 83V82H136ZM153 83V82H152ZM219 83V82H218ZM224 83V82H223ZM259 83V82H258ZM17 84V83H16ZM21 84H22V82H21ZM28 85V83L26 84V86L28 85V86H31V85ZM111 84V83H110ZM130 84V83H129ZM138 84V83H137ZM142 84H144V83H142ZM163 84V83H162ZM167 84V83H166ZM230 84V83H229ZM240 84V83H239ZM104 85V84H103ZM112 85V84H111ZM147 85V84H146ZM219 85V84H218ZM226 85H228V84H226ZM253 85V84H252ZM82 86V87H83ZM93 86V87H92ZM105 86H106V84H105ZM108 86V85H107ZM126 86V85H125ZM167 86V85H166ZM222 86V85H221ZM247 86V85H246ZM17 87H18V85H17ZM20 87H21V85H20ZM37 87V88H38ZM44 87V85L42 86V88ZM46 87V86H45ZM213 87V86H212ZM225 87H228V86H225ZM260 87V86H259ZM23 88V87H22ZM27 88V87H26ZM104 88H106V87H104ZM153 88V87H152ZM214 88V87H213ZM230 88V87H229ZM28 89V88H27ZM43 89H45V88H43ZM85 89H83V90H85ZM98 89H100V88H97V90ZM103 89V88H102ZM108 89V88H107ZM113 89V88H112ZM132 89V88H131ZM150 89V88H149ZM252 89V88H251ZM39 90H42L41 88H39ZM104 90V89H103ZM24 91V90H23ZM28 91V92H29ZM50 91V90H49ZM88 91V90H87ZM86 91V92H87ZM108 91V90H107ZM132 91H134V90H132ZM158 91V90H157ZM160 91V90H159ZM15 92V91H14ZM18 92V91H17ZM37 92V93H36ZM78 92H79V90H78ZM85 92V93H86ZM100 92V91H99ZM106 92V91H105ZM217 92H218V90H217ZM222 92V91H221ZM225 92V91H224ZM251 92V91H250ZM21 93V92H20ZM34 93H36L35 95H34ZM48 93V92H47ZM83 92H80V94H82ZM108 93V92H107ZM124 93V92H123ZM148 93V92H147ZM208 93V92H207ZM30 94H29V96H28V93H27V96L30 98L31 96H30ZM39 94H41V93H39ZM117 94V93H116ZM223 94V93H222ZM221 94V95H222ZM228 94V93H227ZM12 95V94H11ZM137 95V94H136ZM151 95V94H150ZM234 95V94H233ZM113 96V95H112ZM157 96V95H156ZM226 96V95H225ZM229 96V95H228ZM231 96V95H230ZM24 97V96H23ZM83 97V98H82ZM88 97H89V95H88ZM117 97V96H116ZM129 97V96H128ZM127 97V98H128ZM161 97V96H160ZM159 97V98H160ZM262 98H263V96H261ZM11 98V97H10ZM28 98V99H29ZM85 98H87V97H85ZM98 98V97H97ZM106 98V97H105ZM131 98V97H130ZM137 98V97H136ZM141 98V97H140ZM146 98V97H145ZM225 98V97H224ZM245 98H248V97H245ZM245 98H244V100H245ZM28 99H27V101H25L26 102V109H27V111L28 110H31L32 109V107L30 106V105H32L31 103H33V101L31 102L30 101V99H32V98H30L29 99V101L31 102V103H29V101H28ZM38 99V98H37ZM41 99H42V95H41ZM88 99V98H87ZM90 99V98H89ZM96 99V98H95ZM99 99H101V98H99ZM142 99V98H141ZM226 99V98H225ZM228 99V98H227ZM252 99V98H251ZM92 100V99H91ZM97 100V99H96ZM107 100V99H106ZM115 100V99H114ZM231 100V99H230ZM243 100V101H244ZM250 100V99H249ZM249 100H246V101H244L245 102V104H242V102H240L239 101V103H241L242 104V106L239 104V103H237V105L239 106H241V107H243L242 109H244L245 107L243 106V105H245L246 106V103H248L247 101H249ZM87 101V100H86ZM154 101V100H153ZM190 101V100H189ZM25 102H24V104H25ZM35 102H36V100H35ZM92 102V101H91ZM114 102V101H113ZM150 102V101H149ZM226 102V101H225ZM235 102V101H234ZM243 102V103H244ZM85 103V104H84ZM89 103V102H88ZM95 103V102H94ZM97 103V102H96ZM107 103V102H106ZM223 103V102H222ZM33 104H36V103H33ZM93 104V103H92ZM91 104V105H92ZM231 104V103H230ZM250 104V103H249ZM264 104V103H263ZM46 105V104H45ZM90 105V104H89ZM222 105V104H221ZM233 105V104H232ZM262 105V104H261ZM31 107V109H28V107ZM98 106H99V104H98ZM153 106V105H152ZM227 106V105H226ZM231 106V105H230ZM236 106V105H235ZM250 106H252V104H250ZM29 107V108H30ZM44 107V106H43ZM107 107V106H106ZM221 107V106H220ZM225 107V106H224ZM256 107V106H255ZM264 107V106H263ZM34 108V107H33ZM45 108V107H44ZM108 108H109V106H108ZM113 108V107H112ZM122 108V107H121ZM152 108V107H151ZM189 108V107H188ZM226 108V107H225ZM25 109V110H26ZM96 109V108H95ZM98 109V108H97ZM96 109V110H97ZM240 109V108H239ZM249 109V108H248ZM250 109H252V108H250ZM264 109V108H263ZM103 110V109H102ZM107 110V109H106ZM105 110V111H106ZM117 110V109H116ZM138 110V109H137ZM155 110V109H154ZM246 110V109H245ZM46 111V110H45ZM108 111V110H107ZM113 111V110H112ZM111 111V112H112ZM126 111V110H125ZM150 111V110H149ZM163 111V110H162ZM161 111V112H162ZM158 112V111H157ZM230 112V111H229ZM236 111H234V113H235ZM251 112L253 113V110H251ZM26 113V112H25ZM98 113H100V111L98 110ZM105 113V112H104ZM148 113V112H147ZM246 113H247V110H246ZM50 114V113H49ZM108 114V113H107ZM113 114V113H112ZM117 114V113H116ZM158 114V113H157ZM160 114V113H159ZM191 114V113H190ZM224 114H225V116H226V113L224 112ZM242 114H244V111H243V113ZM242 114H240V115H242ZM249 114V113H248ZM254 114V113H253ZM256 114V113H255ZM37 115V114H36ZM114 115V114H113ZM112 115V116H113ZM236 115H238L237 113H236ZM240 115H238V116H240ZM250 115H251V113H250ZM260 115V114H259ZM38 116V115H37ZM56 116V117H57ZM111 116V115H110ZM119 116V115H118ZM136 116V115H135ZM152 116V115H151ZM163 116H165V115H163ZM213 116V115H212ZM234 116H235V114H234ZM257 116V115H256ZM256 116H254V118L256 117ZM262 116V115H261ZM260 116V117H261ZM264 116V115H263ZM142 117V116H141ZM153 117V116H152ZM157 117V116H156ZM223 117V116H222ZM245 117V116H244ZM27 119L29 118V116L28 117H26ZM53 118H55V117H53ZM139 118V117H138ZM165 118V117H164ZM226 118V117H225ZM247 118V117H246ZM31 119V118H30ZM38 119V118H37ZM57 119V118H56ZM110 119V118H109ZM154 119V118H153ZM210 119V118H209ZM217 119V118H216ZM235 119H236V116H235ZM257 119V118H256ZM51 120V119H50ZM118 120V119H117ZM134 120V119H133ZM141 120V119H140ZM145 120V119H144ZM181 120V119H180ZM229 120H231V119H229ZM233 120V119H232ZM263 120V119H262ZM54 121V120H53ZM119 121V120H118ZM122 121V120H121ZM160 121V120H159ZM196 121V120H195ZM220 121V120H219ZM27 122H28V120H27ZM31 122H32V120H31ZM41 122V121H40ZM44 122V121H43ZM56 122V121H55ZM221 122V121H220ZM28 123H30V122H28ZM27 123V124H28ZM38 123V120H37V122H36V124ZM72 123V124H73ZM133 123V122H132ZM131 123V124H132ZM148 123V122H147ZM171 123V122H170ZM201 123V122H200ZM233 123V122H232ZM235 123V122H234ZM260 123V122H259ZM263 123V122H262ZM35 124V123H34ZM144 124V123H143ZM213 124V123H212ZM128 125V124H127ZM172 125V124H171ZM181 125V124H180ZM201 125V124H200ZM204 125V124H203ZM238 125V124H237ZM258 125V124H257ZM263 125V124H262ZM64 126V125H63ZM134 126V125H133ZM132 126V127H133ZM146 126H147V124H146ZM157 126H159V125H157ZM161 126V125H160ZM159 126V127H160ZM207 126V125H206ZM234 126V125H233ZM70 127V126H69ZM144 127V126H143ZM147 127H149V126H147ZM153 127V126H152ZM175 127V126H174ZM223 127V126H222ZM228 127V126H227ZM231 127V126H230ZM235 127V126H234ZM28 128V127H27ZM42 128V127H41ZM46 128V127H45ZM141 128V127H140ZM139 128V129H140ZM216 128V127H215ZM220 128V127H219ZM218 128V129H219ZM58 129V128H57ZM66 129H67V126H66ZM69 129V128H68ZM204 129V128H203ZM202 129V130H203ZM207 129V128H206ZM222 129V128H221ZM235 129V128H234ZM65 130V129H64ZM149 130V129H148ZM156 130V129H155ZM192 130V129H191ZM252 130V129H251ZM40 131V130H39ZM69 131V130H68ZM136 131V130H135ZM164 131V130H163ZM209 131V130H208ZM218 131V130H217ZM216 131V132H217ZM221 131V130H220ZM243 131V130H242ZM36 132V131H35ZM38 132V131H37ZM51 132H53V133H56V128L54 129V128H50V132L49 133H51ZM160 132H162V131H160ZM194 132V131H193ZM204 132V131H203ZM219 132V131H218ZM58 133V132H57ZM62 133V132H61ZM142 133V132H141ZM145 133V132H144ZM151 133V132H150ZM163 133V132H162ZM183 133V132H182ZM227 133V132H226ZM238 133V132H237ZM240 133V132H239ZM246 133V132H245ZM65 134V133H64ZM155 134H156V132H155ZM169 134V133H168ZM174 134V133H173ZM214 134V133H213ZM232 134V133H231ZM51 135V134H50ZM54 135V134H53ZM59 135V134H58ZM166 135V134H165ZM233 135V134H232ZM231 135V136H232ZM240 135V134H239ZM244 135V134H243ZM247 135V134H246ZM38 136V135H37ZM66 136V135H65ZM162 136V135H161ZM173 136V135H172ZM214 136V135H213ZM167 137H168V135H167ZM169 137H170V135H169ZM168 137V138H169ZM174 137V136H173ZM192 137V136H191ZM190 137V138H191ZM244 137V136H243ZM245 137H247V136H245ZM249 137V136H248ZM247 137V138H248ZM164 138V137H163ZM163 138H161V140L163 139ZM171 138V137H170ZM169 138V139H170ZM177 138H178V136H177ZM180 138V137H179ZM43 139V138H42ZM167 139V138H166ZM233 139V138H232ZM237 139H239V138H237ZM243 139V138H242ZM249 139H250V137H249ZM65 140V139H64ZM190 140V139H189ZM208 140V139H207ZM242 141V140H241ZM132 142V143H131ZM201 142V141H200ZM137 143H138V141H137ZM159 143V145H160V142H158ZM170 143H173V142H171L170 141ZM186 143V142H185ZM203 143V142H202ZM221 143H223V142H221ZM162 144V143H161ZM193 144V143H192ZM249 144V143H248ZM55 145V144H54ZM69 145V144H68ZM141 145V144H140ZM149 145V146H148ZM213 145V144H212ZM226 145V144H225ZM243 145V144H242ZM138 146V145H137ZM180 146V145H179ZM201 146V145H200ZM205 146V145H204ZM214 146V145H213ZM218 146V145H217ZM253 146V145H252ZM255 146V145H254ZM259 146V145H258ZM257 146V147H258ZM264 146V145H263ZM68 147V146H67ZM136 147V146H135ZM139 147V146H138ZM137 147V148H138ZM159 147V146H158ZM160 147H162L161 145H160ZM189 147V146H188ZM202 147V146H201ZM225 147V146H224ZM227 147H229V146H227ZM237 147V146H236ZM248 147V146H247ZM7 149L6 147H4L3 146V144L2 143H0V149ZM40 148V147H39ZM59 148V147H58ZM137 148H135V150L137 149ZM142 148H144L143 146H142ZM166 148V147H165ZM192 148V147H191ZM220 148H222V147H220ZM253 149H254V147H252ZM41 149V148H40ZM39 149V150H40ZM43 150H42V152L43 151H45V153L47 152L44 148H42ZM70 149V148H69ZM152 149H154V148H152ZM159 148H155L154 150H158ZM162 149V148H161ZM172 149V148H171ZM171 149H169V150H171ZM201 149V148H200ZM231 149V148H230ZM8 150V149H7ZM38 150V151H39ZM128 150H129V152H128ZM135 150H133V151H135ZM138 150V149H137ZM151 150V149H150ZM238 150V149H237ZM250 150V149H249ZM41 151V150H40ZM59 151V150H58ZM62 151V150H61ZM83 151V150H82ZM140 151V150H139ZM141 151H142V149H141ZM153 151V150H152ZM178 151V150H177ZM182 151H184V150H182ZM205 151V150H204ZM208 151V150H207ZM215 151V150H214ZM226 152L228 151V150H225ZM232 151V150H231ZM76 152V151H75ZM74 152V153H75ZM162 153H163V151H161ZM165 152V151H164ZM169 152V151H168ZM167 152V153H168ZM216 152V151H215ZM229 152V151H228ZM239 152V151H238ZM250 152V151H249ZM258 152V151H257ZM72 153V152H71ZM136 153V152H135ZM140 154H141V152H139ZM138 152H137V154H139ZM143 153H145V152H142V155L143 156H146V155H144ZM148 153H151V152H148ZM147 153V154H148ZM166 153V154H167ZM198 153V152H197ZM230 153V152H229ZM228 153V154H229ZM235 153V152H234ZM252 153H253V151H252ZM16 155H18L20 158H24V159H27V160H29V161H31V162H35L34 160L35 159H31V158H29V157H27V156H24V154L22 153H15ZM58 154H60V152L58 153ZM78 153H76V155H77ZM131 154V153H130ZM139 154V155H140ZM146 154V153H145ZM153 154V153H152ZM184 154V153H183ZM190 154V153H189ZM192 154V153H191ZM208 154V153H207ZM226 154V153H225ZM256 154V153H255ZM264 154V153H263ZM65 155V156H64ZM75 154L74 155H72V154H70L69 152H65V151H62V155L61 156H64L65 158H67L68 157V159H72L73 161H75V165L76 164H78V166L81 164V165H85L84 163H88V157H86L85 159H84V157H82V156H76ZM85 155V154H84ZM88 155V154H87ZM95 155H97V157L95 156ZM100 155H101V157H100ZM141 155V156H142ZM149 155V154H148ZM169 155V154H168ZM234 155V154H233ZM243 155V154H242ZM242 155H239V156H242ZM132 156V155H131ZM136 156H138V155H136ZM141 156H139V157H141ZM163 156V155H162ZM180 156V155H179ZM177 157V158H180V157ZM190 156V155H189ZM222 156H224V155H221V157ZM230 154H229V158H230ZM239 156H237V159H238V157ZM248 156V155H247ZM250 156H251V154H250ZM255 156V155H254ZM57 157V156H56ZM58 157H60V156H58ZM134 157H135V155H134ZM149 157V156H148ZM160 157V156H159ZM186 157V156H185ZM220 157V156H219ZM232 157V156H231ZM65 158H63V159H65ZM107 158V159H106ZM109 158V159H108ZM145 158V160H146V157H144ZM169 158V157H168ZM201 158V157H200ZM225 158V157H224ZM233 158V157H232ZM235 158V157H234ZM239 158H241V157H239ZM250 158V157H249ZM96 159H94V160H96ZM105 159L106 160H113L112 161V164H111V161H108L107 163H104V161H105ZM141 159V158H140ZM148 159V158H147ZM165 159H167V158H165ZM185 159V158H184ZM192 159V158H191ZM205 159V158H204ZM203 159V160H204ZM215 159V158H214ZM219 159V158H218ZM222 159V158H221ZM225 159H227V158H225ZM60 160V159H59ZM163 160H164V158H163ZM196 160V159H195ZM194 160V161H195ZM209 160H211V159H209L208 158V160L206 159V161H203V162H207V163H209L210 161ZM216 160V159H215ZM214 160V161H215ZM229 160V159H228ZM235 160V159H234ZM244 160V159H243ZM250 160V159H249ZM252 160V159H251ZM97 162H98V160H96ZM128 161V160H127ZM133 161V160H132ZM138 161V160H137ZM177 161V160H176ZM179 161V160H178ZM181 161V160H180ZM180 161H179V163H180ZM198 161V160H197ZM213 161V160H212ZM232 161V160H231ZM230 161V162H231ZM254 161V160H253ZM89 162H91V161H89ZM109 162H110V164H109ZM183 162V161H182ZM181 162V163H182ZM185 162V161H184ZM186 162H188L187 160H186ZM222 162H225V161H222ZM221 162V163H222ZM233 162V161H232ZM249 162H251V161H249ZM36 164H37V168L39 169V170H41V171H49V170H52V168H54V166H56V165H50V164H48L47 165V163L46 164H44L43 162H40V164H39V161H36L35 162ZM91 163H93V164H97V163H95L94 161L93 162H91ZM101 163H104L102 166L103 167H101ZM137 163V162H136ZM165 163V162H164ZM172 163V162H171ZM178 163V162H177ZM178 163V164H179ZM181 163H180V165H181ZM212 163V162H211ZM215 163H216V161H215ZM218 163V162H217ZM220 163V162H219ZM116 164V163H115ZM125 164H127V163H125ZM154 164V163H153ZM153 164L150 166V175H152L151 177H150V175L148 176V179H145V178H143L142 177V175H140V173L139 172H136V171H133V172H131V174L130 175H126V174H123V173H121V174H118V175H116V177H113L112 179H108V178H104V177H98V178H101L102 180H103V182H105V183H107L108 184V182H109V184H112V185H115V187H120V188H122V189H124V190H126V191H129L131 194H133L135 197H137L141 202H142V206L143 207H145V204L144 203H146V205L147 206H150V208H148L147 206H146V208H148V209H150V210H152L156 215H158L160 218H162V219H165L166 220V222L167 223H170L171 225H174L173 223H172V221H171V219L168 217V216H166V215H164V212H166L165 210L166 209H168L169 207H171V205L172 204H170V202H168V201H166V200H164V198H162V195L161 194H159L158 192H156V191H154V188L155 187H159L160 189L158 190V188H155L156 190H158V191H160V190H162V189H166L167 187H168V185H166V183H164V182H162V180H164V179H162V177H161V173L162 172H160V169H158V167H159V165H158V167H157V164L158 163H156V166L154 165L153 166ZM187 164H189V163H187ZM205 164V163H204ZM223 164V163H222ZM247 164V163H246ZM80 165V166H81ZM87 165V164H86ZM124 165V164H123ZM175 165H176V162H175ZM183 165V164H182ZM197 165H199V163L197 164ZM212 165H213V163H212ZM219 165L220 164H218L217 165V167H219ZM229 165V163L227 164V166ZM249 165V164H248ZM252 165V164H251ZM254 165V164H253ZM262 165V164H261ZM127 166H128V164H127ZM130 166V165H129ZM135 166V165H134ZM179 166V165H178ZM177 166V167H178ZM186 166V165H185ZM215 166V165H214ZM223 166V165H222ZM227 166H225V168L227 167ZM256 166V165H255ZM98 167H99V169H98ZM118 167H119V165H118ZM118 167H116L117 168V171H118ZM176 167V168H177ZM182 169H183V167L182 166H180ZM188 167V166H187ZM205 167V166H204ZM208 167H210L209 165H208ZM245 167H246V165H245ZM257 167V166H256ZM264 167V166H263ZM159 168H161V167H159ZM180 168V169H181ZM186 168V167H185ZM212 168H214V167H212ZM211 168V169H212ZM216 168V167H215ZM224 168V167H223ZM233 168V167H232ZM231 168V169H232ZM252 168V167H251ZM96 169V168H95ZM101 169V170H102ZM103 169V170H104ZM188 169V168H187ZM210 169V168H209ZM242 169V168H241ZM260 169V168H259ZM85 170V169H84ZM120 170H121V168H120ZM125 170H127V172H128V169H125ZM125 170H123L124 171V173H125ZM130 170H131V168H130ZM186 170V169H185ZM204 170V169H203ZM207 170V169H206ZM139 171V170H138ZM224 171V170H223ZM249 171V170H248ZM260 171V170H259ZM96 172V171H95ZM119 172V171H118ZM122 172V171H121ZM126 172V173H127ZM167 172V171H166ZM183 172V171H182ZM189 172V171H188ZM195 172V171H194ZM209 172H210V170H209ZM216 172V171H215ZM220 172V171H219ZM228 172V171H227ZM111 173V172H110ZM139 173V174H138ZM262 173V172H261ZM97 174V173H96ZM100 174V173H99ZM116 174H117V172H116ZM148 174V173H147ZM164 174V173H163ZM166 174V173H165ZM198 174V173H197ZM223 174V173H222ZM229 174V173H228ZM248 174V173H247ZM260 174V173H259ZM79 175V174H78ZM90 175V174H89ZM106 175V174H105ZM171 175V179H172V174H170ZM213 175H215V174H213ZM232 175V174H231ZM236 175V174H235ZM251 175V174H250ZM263 175V174H262ZM85 176V175H84ZM166 176V175H165ZM167 176H168V174H167ZM181 176V175H180ZM198 176V175H197ZM245 176V175H244ZM259 176V175H258ZM89 177V176H88ZM96 177V176H95ZM147 177V176H146ZM149 177H150V179H149ZM213 178H214V176H212ZM230 177V176H229ZM176 178V177H175ZM174 177H173V179H175ZM210 178V177H209ZM209 178H208V180H209ZM223 178V177H222ZM232 178H233V176H232ZM236 178V177H235ZM120 179H122V180H125V181H122V180H120ZM162 179V180H161ZM182 179V178H181ZM212 179V178H211ZM215 179V178H214ZM214 179H212V181L214 180ZM216 179H217V177H216ZM215 179V180H216ZM226 179H227V177H226ZM238 179V178H237ZM256 179H258V177L256 178ZM262 179H264V178H262ZM221 180V179H220ZM225 180V179H224ZM233 180H234V178H233ZM241 180H243V179H241ZM241 180H239V181H241ZM165 181V180H164ZM169 181H170V179H169ZM130 184H129V183ZM137 182V183H136ZM173 182V181H172ZM175 182H177V181H175ZM206 182H208V181H205V183ZM221 182H222V180H221ZM225 182V181H224ZM230 182H232L231 180H230ZM238 182V181H237ZM236 182V183H237ZM251 182V181H250ZM262 182V181H261ZM241 183V182H240ZM131 184H133V187H134V185L136 186V187H142V189H144L145 187H147V190H149V191H154L155 192V200H154V202H153V204L150 202V203H148L147 201H145L146 199H144L143 198V196H141L139 193H137V192H135L134 190H132V189H130L129 188V186L131 187L132 185ZM170 184V183H169ZM204 184V183H203ZM208 184H210V181H209V183ZM211 184H212V182H211ZM210 184V185H211ZM222 184V183H221ZM245 184H246V182H245ZM248 184V183H247ZM129 185V186H128ZM140 185V186H139ZM142 185V186H141ZM224 185V184H223ZM235 185H237V184H235ZM234 185V187L236 188V186ZM242 185H243V183H242ZM254 185V184H253ZM259 185V184H258ZM145 186V187H144ZM188 186V185H187ZM209 186V185H208ZM212 186V185H211ZM210 186V187H211ZM215 186V185H214ZM231 186V185H230ZM238 186H239V183H238V185H237V188H238ZM250 186V185H249ZM203 187V186H202ZM207 187V184H206V186H205V188ZM210 187H208V188H210ZM241 187V185L239 186V188ZM243 187V186H242ZM258 187V186H257ZM162 188V189H161ZM168 188H171L172 189V186L171 187H168ZM213 188V187H212ZM229 188V187H228ZM233 188V187H232ZM234 188V190H236ZM247 188V187H246ZM261 188H263V186L261 187ZM174 189V188H173ZM180 189V188H179ZM183 189V188H182ZM222 189V188H221ZM231 189V188H230ZM242 189V188H241ZM251 189H253V188H251ZM146 190V191H147ZM185 190V189H184ZM208 190L209 189H207V192H208ZM213 190V191H212ZM170 191H172V190H170ZM212 191V192H211ZM237 192H238V189L236 190ZM235 191V193L236 194H233V189H232V194L233 195H231L230 196V202H231V200L233 201V205H236L237 204V202H236V199H238L239 200V203H238V209H239V211H238V213L240 212L241 213V216L243 217V215H246V213L248 212H250V211H252V206H254V202H250V200L248 201V199L247 198H245V196H242V195H246L245 193L244 194H242L241 195V193L243 192H241L240 191V189H239V191L241 192L240 194H239V192L237 193ZM161 192V191H160ZM165 192V191H164ZM167 192V191H166ZM165 192V193H166ZM169 192V191H168ZM184 192V191H183ZM195 192V191H194ZM213 193L214 192V188L213 189H211L209 192H208V195L207 196H205L204 197V200H205V202H203V203H206L207 201L209 202V201H211V202H215V201H217V199H219V198H217L218 196H217V194H219V192L218 193H216V196H214L215 194L213 193V195L211 194V193ZM247 193H249L248 191H246ZM143 193V192H142ZM148 193H151V192H148ZM171 193V192H170ZM192 193V192H191ZM206 193V192H205ZM169 194V193H168ZM176 194V193H175ZM152 195V194H151ZM202 195V194H201ZM219 195H221V194H219ZM224 195V194H223ZM242 197H241V196ZM252 195V194H251ZM251 195L250 196H248V194L246 195V196H248V198L249 197H251ZM229 196V194H226V197H228ZM253 196V195H252ZM175 197H176V195H175ZM254 197V196H253ZM256 197V196H255ZM253 198L254 200L256 199V198ZM197 198V197H196ZM205 198H207V199H205ZM223 198H225L224 196H223ZM261 198V197H260ZM168 199V198H167ZM176 199V198H175ZM201 199V198H200ZM226 199V198H225ZM251 199V198H250ZM203 199H201V201H202ZM203 200V201H204ZM207 200V201H206ZM221 201L223 200L222 199V196H221V199H220ZM229 200V199H228ZM252 200V199H251ZM136 201V200H135ZM151 201H153V199L151 198ZM225 201V200H224ZM256 201V200H255ZM141 202H139L138 201V203H141ZM218 203L220 202V201H217ZM226 202V201H225ZM228 202V201H227ZM199 203H200V201H199ZM203 203H201L202 205H203ZM210 203V202H209ZM216 203V202H215ZM222 203H223V201H222ZM236 203V204H235ZM250 203L252 204V205H250ZM144 204V205H143ZM149 204V205H148ZM153 206H152V205ZM185 204V203H184ZM213 204V203H212ZM226 204V203H225ZM206 204H204V206L203 207H206L205 206ZM208 205H211V204H208ZM214 205V204H213ZM213 205H211V206H213ZM223 205V204H222ZM258 205V204H257ZM139 206H141V205H139ZM216 206V205H215ZM230 206V205H229ZM259 206V205H258ZM198 207V206H197ZM207 207H209V206H207ZM206 207V208H207ZM228 207V206H227ZM255 207H257V206H255ZM160 208H162L163 210H164V212L163 211H161V209ZM174 208V207H173ZM201 208V207H200ZM206 208H204V211H205V209ZM210 208V207H209ZM233 208H234V206H233ZM258 208V207H257ZM175 209H177L176 208V206H175ZM203 209V208H202ZM222 209V208H221ZM235 209V208H234ZM234 209H232V210H234ZM255 209V208H254ZM160 210V211H159ZM180 210V209H179ZM178 211V210H177ZM207 211H208V209H207ZM212 211V210H211ZM216 211V210H215ZM228 211V210H227ZM160 212H163L162 214H160ZM190 212V211H189ZM206 212V211H205ZM209 212H210V210H209ZM234 212V211H233ZM232 212V213H233ZM159 213V214H158ZM204 213V212H203ZM228 213V212H227ZM231 213V211H230V214H232ZM168 214V213H167ZM175 214V213H174ZM179 214V213H178ZM205 214V213H204ZM210 213H207L206 215H209ZM223 214V213H222ZM249 214H251V213H249ZM253 214V213H252ZM252 214L251 215H249L250 217L252 216ZM239 215V214H238ZM248 215V214H247ZM254 215V214H253ZM258 215H260V214H258ZM223 216V215H222ZM240 216V215H239ZM249 216H247V217H249ZM236 217V216H235ZM256 217V216H255ZM260 217V216H259ZM6 219H7V217H5ZM179 218V217H178ZM221 218V217H220ZM252 218V217H251ZM263 218V217H262ZM243 219H244V217H243ZM13 220V219H12ZM19 220V219H18ZM17 220V221H18ZM3 221V220H2ZM8 221H10V218H9V220ZM14 221V220H13ZM178 221V220H177ZM181 221V220H180ZM243 221V220H242ZM22 222V221H21ZM20 222V223H21ZM188 223V222H187ZM237 223V222H236ZM260 223V222H259ZM263 223V222H262ZM257 224V223H256ZM18 225H19V223H18ZM170 225V226H171ZM179 224H175L174 225V227L175 228H178L179 229V226H178ZM205 225V224H204ZM5 226V225H4ZM21 226V225H20ZM23 226V225H22ZM167 226V225H166ZM10 227V226H9ZM14 227V226H13ZM173 227V226H172ZM182 227V226H181ZM26 228H28V227H26ZM199 228V227H198ZM211 228V227H210ZM13 229V228H12ZM21 229V228H20ZM23 229V228H22ZM31 229V228H30ZM169 229H172V228H170L169 227ZM207 229V228H206ZM205 229V230H206ZM239 229H241V228H239ZM256 229V228H255ZM180 230H181V228H180ZM183 230V229H182ZM198 230H201V229H198ZM208 230V232H209V229H207ZM214 230V229H213ZM13 231V230H12ZM175 231V230H174ZM185 232H187V231H185L184 230V232L183 233H185ZM207 232V231H206ZM207 232V233H208ZM34 233V232H33ZM40 234H41V232H39ZM180 233V232H179ZM188 233V232H187ZM210 233H211V231H210ZM215 233V232H214ZM17 234V233H16ZM30 234V233H29ZM35 234V233H34ZM50 234H51V232H50ZM186 234V233H185ZM184 234V236H186V238L188 239H191V241L195 244V239L193 238V240L195 241H193L192 240V236H189V235H191L190 233H188V237H187V235H185ZM247 234V233H246ZM38 235V234H37ZM48 235V234H47ZM207 235V234H206ZM239 235V234H238ZM53 236V235H52ZM197 236V235H196ZM256 236V235H255ZM21 237V236H20ZM24 238H25V236H24ZM32 238V237H31ZM30 238V239H31ZM77 238V237H76ZM79 238V237H78ZM185 238V237H184ZM198 238V237H197ZM56 239V238H55ZM226 239V238H225ZM254 239V238H253ZM41 240V239H40ZM72 240V239H71ZM214 240H216V239H214ZM258 240V239H257ZM27 241V240H26ZM189 241V240H188ZM34 242V241H33ZM37 242V241H36ZM39 242V241H38ZM41 242V241H40ZM79 242V241H78ZM205 242V241H204ZM225 242V241H224ZM238 242V241H237ZM9 243V242H8ZM43 243V242H42ZM191 243V242H190ZM227 243V242H226ZM24 244V243H23ZM29 244V243H28ZM40 244V243H39ZM73 244V243H72ZM197 244V243H196ZM206 244V243H205ZM212 244V243H211ZM223 244V243H222ZM79 245V244H78ZM86 245H88V244H86ZM232 245V244H231ZM264 245V244H263ZM15 246V245H14ZM35 246H38V245H35ZM76 246V245H75ZM172 246V245H171ZM257 246H258V244H257ZM17 247V246H16ZM28 247V246H27ZM87 247V246H86ZM196 246H194L193 248H195ZM201 247V246H200ZM219 247V246H218ZM222 247V246H221ZM224 247V246H223ZM247 247V246H246ZM56 248V247H55ZM102 248H104V247H102ZM39 249V248H38ZM86 249V248H85ZM197 251H195V252H197V254L198 255H200V256H202V251L200 252V250H199V248L197 247V248H195ZM203 249V248H202ZM201 249V250H202ZM232 249V248H231ZM236 249V248H235ZM26 250V249H25ZM205 250V252L207 251L206 250V248L204 249ZM203 250V251H204ZM230 250V249H229ZM20 251V250H19ZM40 251V250H39ZM48 251V250H47ZM103 251V250H102ZM101 251V252H102ZM242 251V250H241ZM240 251V252H241ZM3 252V251H2ZM78 252V251H77ZM209 252V251H208ZM208 252H206V254L208 253ZM227 252H229V251H227ZM24 253V252H23ZM33 253V252H32ZM38 253V252H37ZM57 253V252H56ZM61 253H63V252H61ZM84 253V252H83ZM92 253V252H91ZM204 253V252H203ZM98 254V253H97ZM218 254H220V253H218ZM224 254H226V253H224ZM30 255V254H29ZM113 255V254H112ZM233 255V254H232ZM45 256V255H44ZM49 256V255H48ZM77 256V255H76ZM79 256V255H78ZM77 256V257H78ZM107 256V255H106ZM109 256H110V254H109ZM196 256V255H195ZM200 256H198L199 258L198 259H200ZM204 256V255H203ZM202 256V257H203ZM27 257V256H26ZM37 257V256H36ZM103 257V256H102ZM201 257V259H203L204 260V258H202ZM205 257H206V255H205ZM223 257V256H222ZM89 258V257H88ZM170 258V257H169ZM196 258V257H195ZM209 258V260L207 259V258H205V259H207L208 261H210L211 262V260H210V257H208ZM172 259V258H171ZM228 259V258H227ZM48 260V259H47ZM166 261V260H165ZM202 260H200L199 261V263L201 262ZM205 261V260H204ZM213 261V260H212ZM108 262V261H107ZM111 262V261H110ZM35 263V262H34ZM45 263V262H44ZM91 263V262H90ZM121 263H123V262H121ZM205 263V262H204ZM152 264H154V263H152ZM163 264V263H162ZM201 264H202V262H201ZM205 264H208V263H205ZM211 264V263H210Z\"/></svg>",
	"mask_w": 264,
	"mask_h": 264
},
{
	"label": "built area",
	"instance_id": "2783aa9c",
	"mask_svg": "<svg viewBox=\"0 0 264 264\" xmlns=\"http://www.w3.org/2000/svg\"><path fill=\"white\" fill-rule=\"evenodd\" d=\"M0 143L6 147L1 133ZM81 214L92 216L94 225L88 228L114 252L129 258L160 253L151 243L162 235L166 221L136 205L128 191L98 177H79L70 166L56 165L44 174L35 163L0 149V218L59 232Z\"/></svg>",
	"mask_w": 264,
	"mask_h": 264
}]
</instances>
